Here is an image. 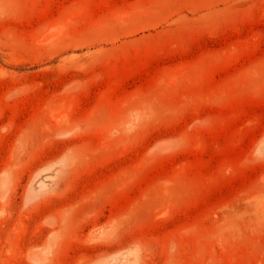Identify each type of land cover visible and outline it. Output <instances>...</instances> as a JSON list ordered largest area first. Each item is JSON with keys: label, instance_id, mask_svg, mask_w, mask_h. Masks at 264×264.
<instances>
[{"label": "rangeland", "instance_id": "1", "mask_svg": "<svg viewBox=\"0 0 264 264\" xmlns=\"http://www.w3.org/2000/svg\"><path fill=\"white\" fill-rule=\"evenodd\" d=\"M0 264H264V0H0Z\"/></svg>", "mask_w": 264, "mask_h": 264}]
</instances>
